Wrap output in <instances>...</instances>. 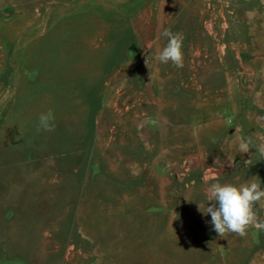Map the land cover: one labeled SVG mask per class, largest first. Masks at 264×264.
Wrapping results in <instances>:
<instances>
[{"label":"rangeland","instance_id":"obj_1","mask_svg":"<svg viewBox=\"0 0 264 264\" xmlns=\"http://www.w3.org/2000/svg\"><path fill=\"white\" fill-rule=\"evenodd\" d=\"M257 134L264 0H0V264H264V231L201 212L211 183L264 188Z\"/></svg>","mask_w":264,"mask_h":264},{"label":"clouds","instance_id":"obj_2","mask_svg":"<svg viewBox=\"0 0 264 264\" xmlns=\"http://www.w3.org/2000/svg\"><path fill=\"white\" fill-rule=\"evenodd\" d=\"M162 35L167 38L168 42L158 52L155 59L160 63L171 62L174 66L182 68L183 34L165 29ZM54 120L55 116L51 110L41 113L38 117L37 132L54 131ZM238 141V151L241 154L249 153L252 148H255L259 156L264 159V135L257 134L255 140L251 136L239 137ZM205 195L208 201L207 206L203 211L200 206L199 209L204 215L210 214L211 224L221 238L228 233L244 237L248 229L253 227L264 231V220L260 219L255 211L256 205L264 202V188H261V183L252 181L235 185L215 182L205 188ZM209 202H211L210 206Z\"/></svg>","mask_w":264,"mask_h":264},{"label":"crops","instance_id":"obj_3","mask_svg":"<svg viewBox=\"0 0 264 264\" xmlns=\"http://www.w3.org/2000/svg\"><path fill=\"white\" fill-rule=\"evenodd\" d=\"M235 82H230L228 83L229 85V91L232 93V91L234 90V84ZM230 101L234 104V106L237 108L238 107V97L237 96H234L233 98L230 99Z\"/></svg>","mask_w":264,"mask_h":264}]
</instances>
